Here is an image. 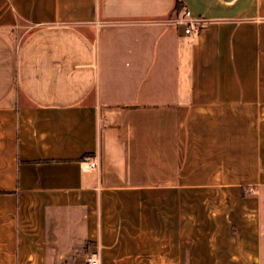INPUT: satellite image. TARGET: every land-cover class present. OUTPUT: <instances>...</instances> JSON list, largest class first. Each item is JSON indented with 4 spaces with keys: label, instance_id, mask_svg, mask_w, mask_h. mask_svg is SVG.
<instances>
[{
    "label": "crops",
    "instance_id": "obj_1",
    "mask_svg": "<svg viewBox=\"0 0 264 264\" xmlns=\"http://www.w3.org/2000/svg\"><path fill=\"white\" fill-rule=\"evenodd\" d=\"M93 251L264 264V0H0V264Z\"/></svg>",
    "mask_w": 264,
    "mask_h": 264
},
{
    "label": "built area",
    "instance_id": "obj_2",
    "mask_svg": "<svg viewBox=\"0 0 264 264\" xmlns=\"http://www.w3.org/2000/svg\"><path fill=\"white\" fill-rule=\"evenodd\" d=\"M179 24L185 26L184 31L186 33L191 32L193 29H196L204 20L202 18H194L191 16L188 9H184L179 18L176 19ZM91 166H95V163L92 162ZM89 264H100V257L97 251L90 252L87 256Z\"/></svg>",
    "mask_w": 264,
    "mask_h": 264
},
{
    "label": "trees",
    "instance_id": "obj_3",
    "mask_svg": "<svg viewBox=\"0 0 264 264\" xmlns=\"http://www.w3.org/2000/svg\"><path fill=\"white\" fill-rule=\"evenodd\" d=\"M177 8V7H176Z\"/></svg>",
    "mask_w": 264,
    "mask_h": 264
}]
</instances>
